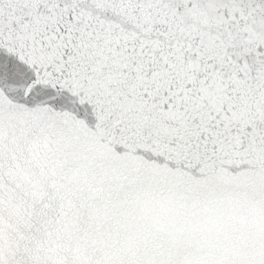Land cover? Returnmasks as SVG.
<instances>
[{
  "label": "snow or ice",
  "instance_id": "obj_1",
  "mask_svg": "<svg viewBox=\"0 0 264 264\" xmlns=\"http://www.w3.org/2000/svg\"><path fill=\"white\" fill-rule=\"evenodd\" d=\"M0 264H264V0H0Z\"/></svg>",
  "mask_w": 264,
  "mask_h": 264
}]
</instances>
